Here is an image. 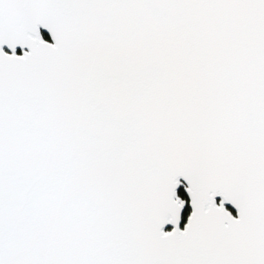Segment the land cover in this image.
Listing matches in <instances>:
<instances>
[{"label": "snow or ice", "instance_id": "obj_1", "mask_svg": "<svg viewBox=\"0 0 264 264\" xmlns=\"http://www.w3.org/2000/svg\"><path fill=\"white\" fill-rule=\"evenodd\" d=\"M0 264H264V0H0Z\"/></svg>", "mask_w": 264, "mask_h": 264}, {"label": "water", "instance_id": "obj_2", "mask_svg": "<svg viewBox=\"0 0 264 264\" xmlns=\"http://www.w3.org/2000/svg\"><path fill=\"white\" fill-rule=\"evenodd\" d=\"M5 51H8V49L5 48ZM19 51V48H17V53H19ZM217 202H219V198H217ZM226 207L233 213V215H235V209H233L231 205H226ZM181 227H183V222L181 223Z\"/></svg>", "mask_w": 264, "mask_h": 264}]
</instances>
